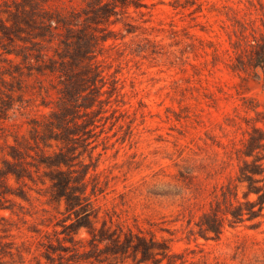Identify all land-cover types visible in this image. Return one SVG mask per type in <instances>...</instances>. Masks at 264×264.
<instances>
[{"label":"rangeland","instance_id":"374dc122","mask_svg":"<svg viewBox=\"0 0 264 264\" xmlns=\"http://www.w3.org/2000/svg\"><path fill=\"white\" fill-rule=\"evenodd\" d=\"M90 2L0 0V170L13 161V147L23 153L34 147L31 122L55 108L62 86L37 72L34 60L32 71L23 67L22 75L10 77L4 50L62 52L66 30L57 20L82 13ZM195 2L182 8L174 0H141L106 26L114 34L97 53L103 92L113 80L119 92L103 96L110 104L92 139L104 187L93 200L100 216L153 232L185 264H264V224L226 225L216 240L200 237L196 226L215 191L237 171L253 110H263V73L255 78L237 58L246 59L247 42L264 33V0ZM14 24L19 32L5 29ZM47 25L55 35L36 37ZM34 177L37 184L13 177L0 184V230L7 225L31 249L26 264L40 256L42 236L35 231L46 229L41 220L55 222L63 211L47 205L46 187Z\"/></svg>","mask_w":264,"mask_h":264},{"label":"trees","instance_id":"16d2710c","mask_svg":"<svg viewBox=\"0 0 264 264\" xmlns=\"http://www.w3.org/2000/svg\"><path fill=\"white\" fill-rule=\"evenodd\" d=\"M139 1L92 0L82 13L57 20L66 30L65 39L61 41L62 52L55 51L52 57L43 51L34 54L31 49L4 50L5 62L13 68L8 72L10 77L22 75L23 67L32 71L34 60L38 63L37 72L57 77L62 85L57 89L60 97L55 108L42 120L31 122L30 139L34 147L29 146L25 153L13 147L10 154L13 161H4V169L0 170L1 186L9 177L18 183L28 180L37 184L36 174L39 183L46 187L47 205L63 208L55 222L41 220L46 229L35 231L42 236L38 242L40 256L34 257V263L29 260V264L186 263L183 255L173 253L169 243L153 232L115 223L109 215L108 218L100 216L101 209L93 200L104 193V187L92 139L96 137L98 122L107 113L105 106L110 104L109 99L119 92L118 80L112 81L110 91L103 92L107 83L97 53L100 44L113 37L114 32L106 27L112 18L121 16L131 5H142ZM174 3L182 8L196 4L195 0H174ZM5 29L20 31L15 24ZM54 30L52 25H47L36 37L45 39L55 35ZM127 32L133 33L134 27L130 25ZM246 45V59L237 58L238 67L251 69L255 78L261 79L259 71L264 77V33L259 38L253 36V42L248 41ZM105 94L109 95L108 100L103 99ZM253 111L251 130L237 151L235 175L215 191L209 209L196 223L197 234L206 240L219 239L226 225L258 229L264 224V106L262 111ZM26 158L33 161L28 162ZM30 255L31 249L25 242H16L11 229L3 225L0 264H26Z\"/></svg>","mask_w":264,"mask_h":264}]
</instances>
